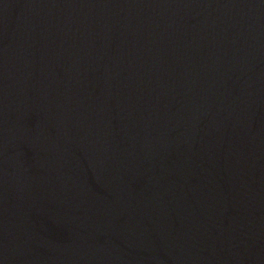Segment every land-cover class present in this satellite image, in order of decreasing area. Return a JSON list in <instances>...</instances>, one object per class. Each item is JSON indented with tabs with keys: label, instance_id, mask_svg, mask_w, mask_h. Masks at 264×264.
Segmentation results:
<instances>
[{
	"label": "water",
	"instance_id": "95a60500",
	"mask_svg": "<svg viewBox=\"0 0 264 264\" xmlns=\"http://www.w3.org/2000/svg\"><path fill=\"white\" fill-rule=\"evenodd\" d=\"M0 264H264V0H0Z\"/></svg>",
	"mask_w": 264,
	"mask_h": 264
}]
</instances>
